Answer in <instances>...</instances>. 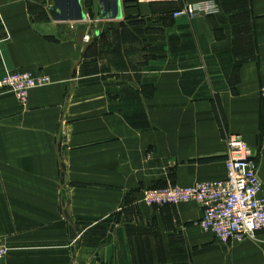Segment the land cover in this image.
<instances>
[{
    "label": "crops",
    "instance_id": "0c3cea01",
    "mask_svg": "<svg viewBox=\"0 0 264 264\" xmlns=\"http://www.w3.org/2000/svg\"><path fill=\"white\" fill-rule=\"evenodd\" d=\"M201 1L216 14L173 17ZM22 71L49 84L0 91V264H112L124 247L93 226L147 187L223 179L230 136L264 191V0H0V78ZM167 211L193 264H264V231L222 243L196 203Z\"/></svg>",
    "mask_w": 264,
    "mask_h": 264
},
{
    "label": "built area",
    "instance_id": "2783aa9c",
    "mask_svg": "<svg viewBox=\"0 0 264 264\" xmlns=\"http://www.w3.org/2000/svg\"><path fill=\"white\" fill-rule=\"evenodd\" d=\"M204 4L208 5V9L204 8ZM216 12L214 2H203L188 5L173 16L191 19ZM89 40L84 34L82 41L87 43ZM47 83V77L35 76L30 72H5L0 78V90L12 89L20 100L26 102L31 88ZM260 87L264 98V77ZM226 146L228 155L223 179L185 188L169 186L147 189L143 201L156 206L194 202L201 209L200 227L211 233L216 241L224 243L254 239L257 232L264 229V193L256 175L255 154L240 136H230ZM7 252L8 249L0 244V262Z\"/></svg>",
    "mask_w": 264,
    "mask_h": 264
},
{
    "label": "rangeland",
    "instance_id": "374dc122",
    "mask_svg": "<svg viewBox=\"0 0 264 264\" xmlns=\"http://www.w3.org/2000/svg\"><path fill=\"white\" fill-rule=\"evenodd\" d=\"M203 2H209V1H201L198 3H203ZM190 5H194V4H190ZM186 6H184L181 10H183ZM204 8L208 9V5L204 4ZM176 12H174L173 14H175ZM186 19L191 20L193 18L191 19L186 18ZM95 20H99V19L89 20L90 23L94 25L95 33H93V35L85 34L90 38V40L87 43L83 42L84 44L89 45L93 41V38L97 36L98 32H100L101 30L100 20L97 21L96 24L94 23ZM43 77H47V76H43ZM47 78L49 79V77ZM115 82L116 81H111V83L114 85ZM35 88H41V86H37ZM35 88H31L30 90ZM0 91L14 95L21 105H25L27 103L28 99L26 100V102L20 100L17 97L16 92H14L12 89H6ZM259 95L260 98L264 101V98L262 97L261 94V87L259 89ZM126 99H127L125 100L126 103L132 104L134 98L128 97ZM136 115L138 114H135V116ZM129 116L132 119L134 115L130 113ZM140 119H142V115ZM254 154H255V164L257 167V156L255 152ZM256 175H257V171H256ZM153 188L163 189L162 187L152 186L145 188L142 191L141 196H136L134 194L128 195L124 205L125 207L122 210V212L113 213L112 215H110L108 219L98 223L96 226H93L91 233L93 234L94 243H96L97 246L109 242L110 244H114L115 246L118 244L120 247L121 244V247H124V251L121 252V255L119 257L112 259V264H193L191 260V251L186 246V242L181 237L182 231L180 230L179 226H173V225L171 226L169 224H166L164 221H158V218L159 219L166 218V216L168 215L167 208L169 206H176L184 203H178L175 205H163V206L148 205L146 202L143 201V196L147 189H153ZM144 207H150L154 212L157 211V213L156 214L154 213L153 215L154 217H151L152 215H149L150 217H146L144 212L142 211ZM122 213L124 215L123 218L121 216ZM199 222H198L199 229H197L196 231L199 233L208 234L209 232H205L204 230H202V228L199 225ZM80 227H78V229ZM190 230L192 233L195 232V229H193L194 231L192 229ZM261 231H264V229L259 230L254 239H244V240H256L258 233ZM120 234L125 235V240L123 242L118 239V235L120 236Z\"/></svg>",
    "mask_w": 264,
    "mask_h": 264
},
{
    "label": "bare ground",
    "instance_id": "6f19581e",
    "mask_svg": "<svg viewBox=\"0 0 264 264\" xmlns=\"http://www.w3.org/2000/svg\"><path fill=\"white\" fill-rule=\"evenodd\" d=\"M198 16H200V15H198ZM202 16H203V15H202ZM30 73H31V72H30ZM31 74H32V73H31ZM35 76H36V75H35ZM47 84H48V83H47ZM47 84H46V85H47ZM46 85H43V86H46ZM43 86H41V87H43Z\"/></svg>",
    "mask_w": 264,
    "mask_h": 264
}]
</instances>
